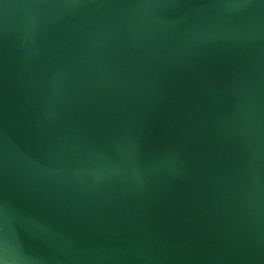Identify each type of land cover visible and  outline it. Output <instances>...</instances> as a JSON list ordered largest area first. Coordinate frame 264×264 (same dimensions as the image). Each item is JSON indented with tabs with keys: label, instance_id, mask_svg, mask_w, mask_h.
<instances>
[{
	"label": "water",
	"instance_id": "obj_1",
	"mask_svg": "<svg viewBox=\"0 0 264 264\" xmlns=\"http://www.w3.org/2000/svg\"><path fill=\"white\" fill-rule=\"evenodd\" d=\"M4 264H264V0H0Z\"/></svg>",
	"mask_w": 264,
	"mask_h": 264
},
{
	"label": "snow or ice",
	"instance_id": "obj_2",
	"mask_svg": "<svg viewBox=\"0 0 264 264\" xmlns=\"http://www.w3.org/2000/svg\"><path fill=\"white\" fill-rule=\"evenodd\" d=\"M0 264H4V260L0 258Z\"/></svg>",
	"mask_w": 264,
	"mask_h": 264
}]
</instances>
